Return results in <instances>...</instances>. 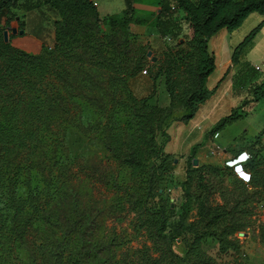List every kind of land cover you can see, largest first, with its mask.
I'll use <instances>...</instances> for the list:
<instances>
[{
	"label": "trees",
	"instance_id": "1",
	"mask_svg": "<svg viewBox=\"0 0 264 264\" xmlns=\"http://www.w3.org/2000/svg\"><path fill=\"white\" fill-rule=\"evenodd\" d=\"M16 1L0 0V264L23 256L24 264H127L110 248L111 242H101L99 215L130 213L131 228L153 242H164L176 227L175 222L169 226L164 208L169 154L157 136L167 137L163 127L174 110H181L177 119L186 122L211 93L205 84L214 67L209 36L221 27L237 28L250 12L263 13L264 0H157V34L173 39L170 28L176 26L173 15L178 11L190 34L175 40L174 47L165 44L152 62L129 31V25L138 22L132 5L122 9V16H109L110 28L103 31L92 0H40L57 15L52 19L53 40L29 53L3 39L2 22L16 16L11 12ZM21 2L24 10L39 5V0ZM263 23L264 18L231 49L239 79L255 69L243 52ZM145 65L149 90L135 95L128 80ZM157 76L167 94L165 105L150 101ZM86 111L91 120L81 124ZM240 114L231 109L206 133L219 131ZM69 130L100 142L111 169L100 158L94 164L68 152ZM256 144V139L248 141L249 156L241 163L252 185L264 190V158ZM195 169L187 172V179ZM203 176L202 171L196 174ZM19 184L26 188L23 196L17 193ZM212 208L204 211L205 216L213 212L205 220L207 226L218 223L221 208ZM207 238H216L221 249L234 246L223 230H207L188 240L182 256L166 247L154 256L143 250L128 263L210 264L211 257L201 250ZM259 238L264 241V230Z\"/></svg>",
	"mask_w": 264,
	"mask_h": 264
},
{
	"label": "rangeland",
	"instance_id": "2",
	"mask_svg": "<svg viewBox=\"0 0 264 264\" xmlns=\"http://www.w3.org/2000/svg\"><path fill=\"white\" fill-rule=\"evenodd\" d=\"M21 3L20 0H17L15 2L16 6L14 5V7L11 8V12L16 14L18 18H10L7 23L2 22V27L3 30H7V40L11 46L29 53H36L39 51L41 44L37 46L35 43L36 40L32 36L26 35L23 31L21 33L17 31L12 33L10 32V28L15 26L17 30L25 27L26 31L33 36L45 39L46 42L52 41L53 38L51 39L49 31L52 28V16L56 13L46 2L39 0V5L35 7L37 11L42 12L43 19L33 18L21 23L20 19L24 16V9L20 5ZM120 3V0H99V9L100 11L106 9L110 12L111 9L115 10L118 5H121ZM158 9L159 7L156 0L137 1L134 3L132 10L138 22L131 24H135L133 25L134 27L147 24L152 27L150 30L153 29L155 31L154 19ZM122 13L123 10L120 9L101 15L99 17V19H101L99 21L101 30L108 31V28H110L109 16H122ZM173 16L176 19V26L172 29L170 28V30H172L171 32H174L172 33L173 39L164 40L161 38V46L169 44L170 47H174L175 45L173 42L177 39L176 34L179 32H183V37L188 36V34L185 33L187 23L183 17H179L177 14ZM129 31L134 33L131 29H129ZM166 34L170 33L167 32ZM134 35L136 36H134L136 42L145 46V51L147 49L151 50L150 55L146 56V60L152 62L150 58L151 55H155L157 59L160 55V51H158V49H153L152 52L149 42H146L147 36H140L137 33H134ZM147 35L149 36L150 34ZM234 45L235 44H233V46ZM36 47L37 50L34 51L33 48ZM249 47H251V45H249ZM248 48L243 52L244 56ZM145 68H147L146 65L143 68L145 72L141 73L140 71V74L150 78V74ZM262 71L263 69L260 70V72ZM235 72L236 69L231 75L233 79L232 87L235 91L244 94L239 103V107H241L239 112L241 114L237 119L231 122L233 124L229 129H225L224 134L229 135L230 133H237L245 138L254 137V139L255 137H260L257 144L259 143L261 145L259 154L264 158V87L261 85L264 73L261 77H256L259 72L257 69H254L253 73L248 71L245 78L239 79V76L236 75ZM253 78L254 80L250 81ZM156 80L155 91L157 90L156 97L158 96V99H156L161 101L164 95L163 91H161L162 89L160 90L158 88V85L161 83L163 84L162 77L157 76ZM129 87L135 95L140 92L139 82L136 80H133ZM162 88H164V86ZM260 90L261 94H263L262 97L259 95ZM257 96L259 98L254 101L253 98ZM181 113V110H174L172 112L167 124L163 127L167 137L165 138L162 135H158V142L166 143L169 138L167 128L171 124H174L173 129H175V123L178 120L177 117ZM91 117L92 114L88 111L84 112L82 114L81 124H84V120H91ZM212 134L206 133L205 137ZM65 137V146L68 152L71 154H79V156L83 158L88 157L94 164L99 162L100 158V163L104 164L107 170L111 169L108 168L109 163L106 161L105 150L101 146V143L95 138L86 139L77 131L72 132V130H69ZM247 144L248 141L243 142L245 148ZM200 145L201 144H197L190 148L185 155L180 154L178 151L168 152L171 168L169 170V181L166 183L163 190L164 208L170 214L168 218L169 226L171 222L177 224L173 230L168 231V236L164 242H153V240L147 238L141 230H133L129 224L130 213L107 214L106 212H102L99 215V238L102 243L108 244V242H111L110 248L116 252V255L118 254V258L124 259L127 264H129L128 262L130 261L135 262L141 256L143 250H146L148 254L154 256L163 251L166 247H169L173 253L182 256L186 248V243L190 238L207 230H216V232L223 230L226 234V238L234 243V246L221 249L216 238H207L202 242L201 250L211 257L212 260L210 264H260L264 262V241L259 238V231L264 230V190L261 189V186L252 185L250 179L245 181L244 177L249 176V172L246 170L245 166H243V163L225 168L223 160L209 156L206 153V148H201ZM195 154H197V156ZM191 155L192 157H196L197 162L195 165L189 163L188 158ZM192 167H197V169L193 171L190 179H187L186 174ZM261 168H264V165ZM198 171L204 172L202 179L196 177ZM89 180H92V178ZM86 182L87 179L81 181L84 186ZM32 183H34V181ZM88 183H91V181ZM93 183L94 181H92V184ZM39 184L43 185L41 183ZM25 191V186L19 184L17 193L23 196ZM102 192L104 194V190L100 188L99 194ZM213 206H219L221 208V211H217L220 212L217 217L218 223L215 226H207L208 224L205 223V220L211 216L213 212L205 216L204 211L205 209L212 210ZM220 215H222V217H220ZM167 229L168 228H166V230ZM24 262L25 259L23 256L11 260L10 264H24Z\"/></svg>",
	"mask_w": 264,
	"mask_h": 264
},
{
	"label": "crops",
	"instance_id": "3",
	"mask_svg": "<svg viewBox=\"0 0 264 264\" xmlns=\"http://www.w3.org/2000/svg\"><path fill=\"white\" fill-rule=\"evenodd\" d=\"M120 1L121 5H118L115 10L111 9L110 12L124 9V7L127 5L133 6L134 3L139 0ZM92 2L95 5L99 15L110 13L106 9L100 11L99 0H92ZM23 14L24 16L21 18V23L33 18L43 19L42 12L37 11L36 7L24 10ZM177 15L179 17H182V12L178 11ZM56 17L57 15L54 14V16H52V19ZM262 18H264V12H250L245 16V18L241 21L240 25L237 28L228 31L224 27H221L211 36H209V38L207 39V48L213 56L214 67L213 70L207 75L205 84L206 87L212 91L208 95V97L199 104L190 119H188L186 122L177 120L175 123V129H173L174 124H171L167 128L169 138L166 143H164L163 147L166 152L178 151L180 154L185 155L190 150V148L194 147L197 144H201V148H206V153L209 156L216 157L221 160L234 157L240 151H245L248 153L247 149L243 145V142L251 141L254 139V137L245 138L244 136L237 133H230L229 135L224 134L225 129H229L233 123L225 125L219 131L214 132L212 135H208V137H205V134L220 117L229 113L231 109L235 108L237 111H240L241 109V107H239V103L244 94L242 92L235 91V89H233L232 87L233 79L231 75L233 74L234 67L230 61L231 49L233 44H236L242 38L245 32L249 30L250 27L259 22ZM133 25L130 24L129 29L140 36L146 35V42H149L150 47L152 48V52L153 49H158V51H161L163 47L161 46L162 42H160L161 38H163L164 40H171L170 38L167 39L165 37H160L156 31H154L153 29L150 30V28L152 27L147 24H141L135 27ZM186 28L187 29H185V33L189 35L190 28L188 27V25ZM22 30L23 33L32 36L36 40L35 43L37 46L42 43L48 45L52 43V41L46 42L45 39L33 36L26 31L25 27H22ZM182 33L179 32L176 34L177 41L183 40L184 37L182 36ZM147 34L150 35L148 36ZM49 35L52 39V28L49 31ZM33 50L36 51L37 47L33 48ZM244 58L251 65H259V69H257L259 74L256 75V77H261L264 73V23L255 33L252 39L251 47L248 48ZM262 69L263 71L260 72V70ZM141 73L144 72L141 71ZM147 77L143 74H140L139 72L135 76L130 77L128 80L129 86L132 84L133 80L139 82L140 92L137 93V95L139 96L146 94L149 90L151 79ZM252 80H254V78L250 81ZM162 87V83L158 85V88L160 90L162 89L161 91H163L164 98L161 101H158V96L156 97V90L150 98V101H155L159 105H165L167 103V94ZM255 139L256 141H259L258 139H260V137ZM255 146L259 148L260 152L261 145L258 143ZM195 155L197 156V154ZM261 157L263 156L261 155Z\"/></svg>",
	"mask_w": 264,
	"mask_h": 264
},
{
	"label": "built area",
	"instance_id": "4",
	"mask_svg": "<svg viewBox=\"0 0 264 264\" xmlns=\"http://www.w3.org/2000/svg\"><path fill=\"white\" fill-rule=\"evenodd\" d=\"M165 38H168V37H165ZM253 67L255 69H259V65H257V64H254ZM141 71L145 72L144 69H142ZM248 156H249V154L247 152L240 151L234 157L224 159L223 163L225 165H228V166H233V165H235L237 163H241V162L245 161Z\"/></svg>",
	"mask_w": 264,
	"mask_h": 264
},
{
	"label": "water",
	"instance_id": "5",
	"mask_svg": "<svg viewBox=\"0 0 264 264\" xmlns=\"http://www.w3.org/2000/svg\"><path fill=\"white\" fill-rule=\"evenodd\" d=\"M18 18V16L16 15L15 17H14V19H17ZM18 32V33H21L23 30L21 29V28H19V29H17L16 30V28H15V26H12L11 28H10V32H12V33H14V32ZM2 33H3V39L6 41L7 40V30H3L2 31ZM150 53H151V50L150 49H147L146 51H145V55L146 56H149L150 55ZM151 60L152 61H154L155 59H156V57H155V55H151ZM196 162H197V160H196V157H192L191 158V163H192V165H195L196 164Z\"/></svg>",
	"mask_w": 264,
	"mask_h": 264
},
{
	"label": "clouds",
	"instance_id": "6",
	"mask_svg": "<svg viewBox=\"0 0 264 264\" xmlns=\"http://www.w3.org/2000/svg\"><path fill=\"white\" fill-rule=\"evenodd\" d=\"M244 179H245V181H247L250 179V176H245Z\"/></svg>",
	"mask_w": 264,
	"mask_h": 264
}]
</instances>
